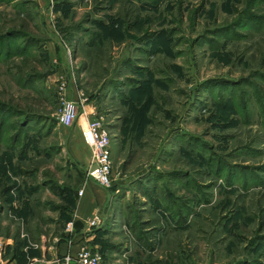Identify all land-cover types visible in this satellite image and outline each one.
<instances>
[{
  "label": "rangeland",
  "instance_id": "rangeland-1",
  "mask_svg": "<svg viewBox=\"0 0 264 264\" xmlns=\"http://www.w3.org/2000/svg\"><path fill=\"white\" fill-rule=\"evenodd\" d=\"M90 112L104 264H264V0H0V264L70 238Z\"/></svg>",
  "mask_w": 264,
  "mask_h": 264
},
{
  "label": "crops",
  "instance_id": "crops-1",
  "mask_svg": "<svg viewBox=\"0 0 264 264\" xmlns=\"http://www.w3.org/2000/svg\"><path fill=\"white\" fill-rule=\"evenodd\" d=\"M74 100H76V98ZM91 114L92 113L90 112L82 116H89V121L87 123L91 121L90 119H93V117H90ZM83 132L75 129L74 137L76 143L73 146L72 153L74 157L78 158L80 162L86 166L87 170L91 161V151L84 141ZM80 189L84 190V194L82 197H78L75 201L72 219L69 223L72 225L69 229L70 238L61 241L59 244H55L57 239H54V243L50 242L47 245H44L41 250H33V252L27 256L26 264H65L64 258L68 255H74L84 245L88 247L92 245L97 233H94V231L89 230L86 227L88 219H90L95 213H99L103 220V226L108 224L106 217L108 215V204L111 201L108 189L100 187L88 177L85 184L82 185ZM57 259H59V261L55 262L54 260ZM116 262H119V260ZM109 264L113 263L109 262Z\"/></svg>",
  "mask_w": 264,
  "mask_h": 264
},
{
  "label": "built area",
  "instance_id": "built-area-1",
  "mask_svg": "<svg viewBox=\"0 0 264 264\" xmlns=\"http://www.w3.org/2000/svg\"><path fill=\"white\" fill-rule=\"evenodd\" d=\"M66 89L63 83L62 90ZM78 120L77 103L62 98V108L57 114L59 126L69 128ZM83 138L91 151V161L87 168V177L100 187L110 189L113 185L112 138L108 126L103 119L93 118L83 132ZM84 190L80 189L78 196L82 197ZM102 223L99 213H95L86 222L89 230L97 229ZM65 264H104V259L98 249L82 246L74 255L65 258Z\"/></svg>",
  "mask_w": 264,
  "mask_h": 264
}]
</instances>
